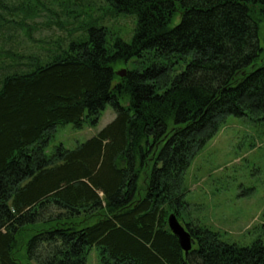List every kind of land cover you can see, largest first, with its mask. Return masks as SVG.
Segmentation results:
<instances>
[{
  "label": "trees",
  "instance_id": "trees-1",
  "mask_svg": "<svg viewBox=\"0 0 264 264\" xmlns=\"http://www.w3.org/2000/svg\"><path fill=\"white\" fill-rule=\"evenodd\" d=\"M102 1L135 19L131 42L72 27L20 51L40 0H0V264H87L92 248L100 264H264L262 240L190 223L186 255L168 225L227 119L264 120V0ZM134 58L144 66L119 77ZM109 106L116 118L97 136L46 154L59 127L98 125Z\"/></svg>",
  "mask_w": 264,
  "mask_h": 264
},
{
  "label": "rangeland",
  "instance_id": "rangeland-1",
  "mask_svg": "<svg viewBox=\"0 0 264 264\" xmlns=\"http://www.w3.org/2000/svg\"><path fill=\"white\" fill-rule=\"evenodd\" d=\"M32 6L34 12L25 20L30 34L26 35L27 31L22 29L13 44L20 51L33 49L44 41L67 38V28L72 27L76 38L86 37L87 28L94 26L106 27L125 42H131L136 26L131 16L107 14L102 0H40ZM68 9L73 11L72 20ZM260 34L264 48V26ZM134 60L126 66L117 65L115 73L136 71L144 66V59ZM181 71L177 66L174 75ZM115 118L116 113L109 106L98 125L89 121L81 128L72 124L59 127L47 143L46 154L52 155L59 145L72 150L86 143ZM184 178L190 205L182 215L184 227L190 223L203 225L219 232L222 240L242 246H250L256 240L264 243V120L229 117L191 162ZM100 263L98 250L92 248L87 264Z\"/></svg>",
  "mask_w": 264,
  "mask_h": 264
},
{
  "label": "water",
  "instance_id": "water-1",
  "mask_svg": "<svg viewBox=\"0 0 264 264\" xmlns=\"http://www.w3.org/2000/svg\"><path fill=\"white\" fill-rule=\"evenodd\" d=\"M116 74L119 77H125L126 70L119 71ZM168 225L173 235L178 239L182 250L188 255L193 248L191 233L181 224L175 213L169 216Z\"/></svg>",
  "mask_w": 264,
  "mask_h": 264
}]
</instances>
